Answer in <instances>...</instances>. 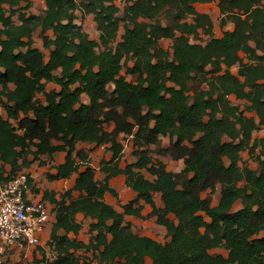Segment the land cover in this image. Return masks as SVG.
Masks as SVG:
<instances>
[{"label":"trees","instance_id":"1","mask_svg":"<svg viewBox=\"0 0 264 264\" xmlns=\"http://www.w3.org/2000/svg\"><path fill=\"white\" fill-rule=\"evenodd\" d=\"M32 1L0 0V171L11 168L3 176L8 181L31 167L30 156L66 152L49 179L78 178L60 201L46 194L56 205L47 244L53 258L30 264H145L146 258L153 264H264V138H254L264 127V0H218L221 26H234L220 38L210 16L196 9L215 0H126L122 17L117 0H43L46 10L38 16L27 15ZM77 11L94 17L99 41L75 23ZM37 31L43 50L34 47ZM200 33L209 36L204 45L192 42ZM163 40L172 41L171 52L161 48ZM125 68L137 76L135 84L122 75ZM196 76L206 88H193ZM48 83L60 91L47 92ZM231 97L245 101L246 109ZM122 135L132 138L136 158L124 170ZM160 137L170 139L168 148ZM78 143L113 153L102 163L103 182L96 181L88 155L76 152ZM246 151L257 170L240 166ZM154 154L182 160L184 169L169 172ZM120 175L138 196L124 213L105 201L106 194L118 196L109 181ZM218 186L221 198L213 206L203 195ZM140 200L152 207L169 242L141 237L126 223L125 216L142 218V207L135 208ZM79 213L93 221L89 244L77 239ZM218 249L227 256L212 255ZM81 250L92 259L77 255Z\"/></svg>","mask_w":264,"mask_h":264},{"label":"crops","instance_id":"2","mask_svg":"<svg viewBox=\"0 0 264 264\" xmlns=\"http://www.w3.org/2000/svg\"><path fill=\"white\" fill-rule=\"evenodd\" d=\"M197 6H196V9H197ZM43 8H44V11H45L46 10V5H44ZM28 11H27V15H33V14H28ZM76 16H77V19H76L75 23L77 25H80L81 26L82 25L81 23L85 20L86 17L83 18V15H82L81 19H79V17H78L77 14H76ZM93 20H94V17H93ZM16 24H19V22L16 23ZM233 29H234V26L231 25L230 29L229 30H225V31H233ZM97 32H98V30H97ZM49 34H50L51 37H53V34L52 33H49ZM98 34H99V32H98ZM39 35H40V31H37L33 35V39L35 41L34 47L37 48V49L43 50L42 41H41ZM98 41H99V39H98ZM122 75L127 77V74H123V71H122ZM132 77H135V82H133V83L130 82V83L131 84H135L136 83V80H137V76H132ZM169 86L170 87H174L173 84H170ZM114 88L115 87H114L113 84L108 85V90L109 91L112 92L114 90ZM46 90H47V92H50V91H57V92H59L60 91V88L56 84L48 83L46 85ZM37 98L43 104L45 103V99H44L43 96L39 95ZM233 98H235V97H231L230 98L231 99V102H232V99ZM82 101L85 104H89V102H90L89 98L86 95H83L82 96ZM2 115H3V117L6 118V114L4 112L2 113ZM123 136L124 135L120 136V138H119V141L121 143H122V137ZM254 136H255V134H254ZM166 138L167 137H160L161 142H162V139H166ZM254 138H256V137H254ZM260 138H264V137H260ZM167 140L169 141V143L171 142L169 138H167ZM54 144H57L58 145V144H61V143L56 142ZM132 150H133V155H132L133 157L130 158V160L131 159L132 160L131 161H128V163H125L126 156H125V147H124L123 154H122V158H121L120 163H119V168L120 169L124 170L128 166L133 165V164L136 163V158L134 156V146H133V142H132ZM152 150H153V147H152ZM76 152H84V153H86L88 155V157L90 158V165L95 170V178H96V181L103 182L107 178V174H104L101 171L102 163H104V162H108L109 163L113 159V153L110 152L109 150H107V146H99V147H97L96 145H88V144H85V143H78L76 145ZM74 155H76V153H74ZM66 158H67V153L66 152H60V153L54 154V156H52V157L41 156L37 160H34L33 156H30L29 157V161H33L31 167L28 168V169H24L21 172V173H27L30 176V187H29V191H28L29 196L32 197L33 201H43V202H45L47 204L49 210L51 211V216H52L51 217V220H52L51 222L52 223H51L49 229L47 230V232L45 233L43 244L41 246H38V247L34 248V249H38V250H43L45 253H46V249L48 247L47 244H48L49 239H50V233H51V230H52L53 225L55 223V213H56V205H54L53 203H51V201L46 198V194H48L49 198H50V196L54 195L55 196V199L58 200V201H60L61 198L63 196H65L66 193L75 186V181L78 178V175L75 174V175H73L69 179H60V180H50L49 179V176L50 175H56L57 174V170H56L57 167L65 164ZM159 161L163 162L166 165L167 170L169 172L179 173V172H181L184 169V163H183L182 160L176 161V165L178 166L177 169L175 167H173V166H168L167 165V162L165 163L162 160V158ZM225 162L227 164L228 161L226 160ZM0 169H1V166H0ZM3 169H4L3 170L4 171V174H2L1 171H0V178L2 176V182H4L3 181V176L7 178L9 176V173L11 172V168L9 166H5ZM40 172H45L46 173V178L48 179V180H45V182L42 185L44 190L40 189V187H37V184L38 183H36V182H38L37 181V177L39 176V173ZM34 180H35V182H34ZM126 180H127V177L126 176H123V175H120V176H117V177L112 178L109 181V185H110V188H112L113 190H115L117 192L118 196L117 197H113L110 194H106V196H105V201L108 204H110L111 206H113L116 209V211L119 212V213H124L122 207L133 203L134 201H136V199L138 197L137 194L132 189H130L129 187H127ZM0 183H1V181H0ZM35 184H36V186H35ZM67 184H68V187L64 191H62V189H60L61 186L62 185L66 186ZM47 190H49V191H47ZM60 191H61V193H64V194H61L60 195L58 193ZM217 191H220V194L219 195H220V198H221V187L220 186L217 187ZM120 192H122L121 195H120ZM79 196H80V193L79 192H73L72 193V197L74 199L79 198ZM124 196H126V198H124ZM110 198H112L113 200L114 199H117L118 200V198H120V200L122 202L121 201L119 202V200H118V201H116V203H114V202L111 203V202H109L110 201ZM154 200H155V203H156V205L158 207H162V199H161V195L160 194H156L154 196ZM218 203H219V201H218ZM218 203H217V205H218ZM217 205H215V206H217ZM236 206H237V204H236ZM137 207H142V211H141L142 218H138V217H135V216H132V215L125 216L126 223L130 224V226H131V228H132V230H133V232L135 234H137V235H139L141 237H148V238H151V239H153V240H155V241H157L159 243H162L161 241L157 240L154 236H151V234H148L149 231H147V229H146V225L145 224L150 222L154 226H158L160 228V231L161 232L164 231L165 236H167L166 228L163 227V226H161V225H159L157 223V218L155 216H152V212H153L152 207L149 206V205H147L142 200H140L138 203H136L135 208H137ZM170 218L173 220L174 219V216H170ZM76 220H77L78 223H80L82 225V229H83L82 222H88L89 223V232H90V225H91V223H93V221L91 219L85 218V216L83 214L79 213L76 216ZM150 232H152V230ZM70 237L73 238L74 236L72 234H70ZM79 241H81V240H79ZM167 242H169V238H167ZM84 244H86V243H84ZM162 244H164V243H162ZM28 250H30V249H28ZM82 251L85 252L84 250H81L79 252H82ZM78 253H77V255H78ZM19 258H20V253H17L14 250L8 251L4 255V264H14V262H17V260ZM52 258L47 257L46 259H52ZM145 264H153V262H152V260L150 258H146Z\"/></svg>","mask_w":264,"mask_h":264},{"label":"rangeland","instance_id":"3","mask_svg":"<svg viewBox=\"0 0 264 264\" xmlns=\"http://www.w3.org/2000/svg\"><path fill=\"white\" fill-rule=\"evenodd\" d=\"M117 6L120 8L121 13L119 14L120 17H122V12L123 9L125 8L126 5V0H117L116 2ZM44 1L43 0H33L32 1V7L31 9L28 11V14H33V15H42L44 13ZM197 11L199 13L202 14H207L210 16L212 22H213V36L215 38H220L222 37L223 33L225 30H229L231 25L228 24L225 28L221 26L222 23V18L223 16L221 15L219 9H218V0H215L214 2L210 3V4H204V5H198L197 6ZM79 17V19H81L82 15L81 13L78 11L76 13ZM15 23H18V15H15L14 18ZM83 31H85L92 40L94 41H98L99 39V34L97 32V26L94 23L93 20V16L89 15L85 18V20L81 23ZM123 34V25L121 27V31H120V36ZM209 41V36L204 35L203 33H200L199 37L194 39L192 42L196 43V44H206V42ZM160 46L161 48H163L166 51L171 52V47H172V41L170 40H163L160 42ZM45 55L48 56L49 52L48 51H44ZM242 57H244V55H241ZM133 65L132 62H128V66L131 67ZM210 69V68H209ZM126 68L123 70V74H126ZM238 71V67H234L232 69V72L234 74H237ZM127 80L131 83L135 82V77L132 76H128L127 75ZM200 76H196L195 81L193 83V88L194 89H198V88H206V85L201 84L200 83ZM232 103L235 106H239L241 110H245L247 103L245 101H239L236 100L235 98L232 99ZM247 115L250 116L251 114L247 112ZM256 138H260V137H264V127H262L257 133H255ZM122 143L125 147V156H126V160L125 163H128V161H131L130 158L133 157V150H132V139L130 137H122ZM162 146L163 148H168L170 146L169 141L166 139H162ZM155 147H153V151H155ZM153 158L157 161V160H162L166 163L168 166H173L176 169L178 168V166L176 165V161L172 159V157L170 156H158L156 154H154ZM228 163V162H227ZM241 166L247 165L251 170H257L258 169V163L253 159V157L249 154L248 151L244 152L242 154V160L240 163ZM40 167V166H39ZM144 174L146 175L147 178H150L149 174L147 172H144ZM36 177V176H35ZM45 180H48L46 178V173L45 172H40L39 176L37 177V187H40V189H43V183L45 182ZM0 181H2V176L0 178ZM35 182V180H34ZM36 186V184H35ZM68 187V184L66 186L62 185L60 189H62V191H64L66 188ZM49 191V190H47ZM60 195L64 194L58 192ZM119 193V192H118ZM122 194V192H120V195ZM220 191H216L214 194H209V193H205L203 195V197H207V196H211L212 198V205L215 206L217 205L219 199H220ZM124 198H126V196H124ZM119 202L121 201L120 198H118ZM117 199H112L110 198L111 203H116V201H118ZM125 201V200H124ZM122 202V201H121ZM241 208V203L238 202L237 206H235V210H239ZM120 211V210H119ZM83 224V229L81 230V232L79 233V235L77 236L78 240H81L82 242L88 244L90 239H91V234L89 232V223L88 222H82ZM146 229L148 232V234H151V236H154L157 240L161 241L162 243H166L167 242V236H165L164 231L161 232L160 228L158 226H154L152 223H146ZM152 230V232H150ZM22 253V254H21ZM20 253V258L17 260V262H14V264H30L32 262H34V260H42L44 258V256L53 257V254L49 251V248L47 247L46 249V253L43 250H38V249H30L24 252ZM212 254L214 256L217 255H224L227 256V252L224 249H218V250H214L212 251ZM78 255H82L85 258L88 259H92L91 253H85V252H79ZM92 264H97L96 262H93Z\"/></svg>","mask_w":264,"mask_h":264},{"label":"built area","instance_id":"4","mask_svg":"<svg viewBox=\"0 0 264 264\" xmlns=\"http://www.w3.org/2000/svg\"><path fill=\"white\" fill-rule=\"evenodd\" d=\"M30 176L19 173L0 183V264L4 255L41 246L51 225V211L29 196Z\"/></svg>","mask_w":264,"mask_h":264}]
</instances>
